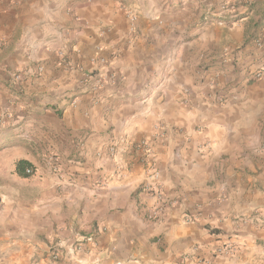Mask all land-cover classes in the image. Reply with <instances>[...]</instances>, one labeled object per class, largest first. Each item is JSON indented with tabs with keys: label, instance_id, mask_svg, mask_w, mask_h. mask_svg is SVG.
<instances>
[{
	"label": "crops",
	"instance_id": "crops-1",
	"mask_svg": "<svg viewBox=\"0 0 264 264\" xmlns=\"http://www.w3.org/2000/svg\"><path fill=\"white\" fill-rule=\"evenodd\" d=\"M256 39L264 0H0V264H264Z\"/></svg>",
	"mask_w": 264,
	"mask_h": 264
},
{
	"label": "built area",
	"instance_id": "built-area-1",
	"mask_svg": "<svg viewBox=\"0 0 264 264\" xmlns=\"http://www.w3.org/2000/svg\"><path fill=\"white\" fill-rule=\"evenodd\" d=\"M127 18L129 20V24H130V32L133 33L134 32V27L137 21V15L133 14V13H128L127 14ZM3 41L0 40V46L2 45ZM254 45L257 49H262L264 48V40L263 39H256L254 42ZM58 56L60 57L63 65H65L66 67H69L70 65V61L68 59L66 50H61L58 52ZM97 64L99 66H104L106 64V60L104 58H99L96 60ZM36 72L37 73H41L42 72V67L38 66L36 68ZM88 79V76H86ZM93 85L97 88H101L103 86V83L105 82V79L102 77V72L98 71L96 74H92L89 76ZM264 78V64L262 66H260L257 70H255L253 72V74L251 75V79L253 80H261ZM21 79V73L17 72L13 75V80L14 81H20ZM142 148L145 149V154L146 156H149L151 154L150 148H148V146L145 144V142L142 143ZM110 153L113 154L114 153V148H110ZM48 164L51 166L52 171L53 172H57L58 171V166H59V158L56 156H51L47 159ZM31 171L30 170H26V174H30ZM142 190L148 192L149 194L152 195V197L156 200L155 205L153 206L152 210L149 213V219L150 220H156L158 219L160 216H162V214L165 212L166 209V204L164 203L161 194H160V184H159V174L158 171L153 168V166L149 165L147 168V175L146 178L142 184ZM185 220L190 222L192 221L191 217H189L188 215H185ZM92 238H87L82 240L81 242H78L74 248L73 251L74 252H80L83 251L85 249L84 243L86 242H91ZM232 247L230 245H225L222 248H220L219 250L215 251V256L216 255H222V254H231L232 253ZM57 252H53L51 254V258L52 261L57 259Z\"/></svg>",
	"mask_w": 264,
	"mask_h": 264
},
{
	"label": "trees",
	"instance_id": "trees-1",
	"mask_svg": "<svg viewBox=\"0 0 264 264\" xmlns=\"http://www.w3.org/2000/svg\"><path fill=\"white\" fill-rule=\"evenodd\" d=\"M239 5H242L244 7L247 8V10H249L251 8V6L247 3H241ZM26 170H30L31 173L30 174H26ZM15 171H16V174L19 176V177H31L34 173V167L33 165L29 162V161H26V160H18L15 164ZM214 233V232H212Z\"/></svg>",
	"mask_w": 264,
	"mask_h": 264
},
{
	"label": "rangeland",
	"instance_id": "rangeland-1",
	"mask_svg": "<svg viewBox=\"0 0 264 264\" xmlns=\"http://www.w3.org/2000/svg\"><path fill=\"white\" fill-rule=\"evenodd\" d=\"M264 120V119H263Z\"/></svg>",
	"mask_w": 264,
	"mask_h": 264
}]
</instances>
